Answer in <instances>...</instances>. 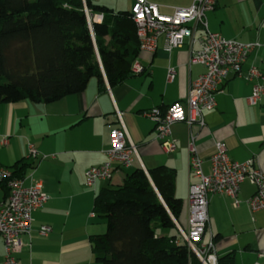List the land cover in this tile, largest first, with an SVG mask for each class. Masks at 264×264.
Wrapping results in <instances>:
<instances>
[{"label":"crops","instance_id":"0c3cea01","mask_svg":"<svg viewBox=\"0 0 264 264\" xmlns=\"http://www.w3.org/2000/svg\"><path fill=\"white\" fill-rule=\"evenodd\" d=\"M147 1L160 6L167 15L173 7L187 8L192 3V0ZM94 2L100 4L101 0ZM252 2L256 4L252 6ZM205 15L209 32L242 44L256 43L259 47L247 57L240 76H229L223 82L221 91L214 96L215 108L203 113L204 127L188 128L183 123L171 127L176 145L171 153L160 150L154 138L155 125L142 113L184 102L188 84L205 72L202 65L190 64L191 51L199 47L190 39L167 53L164 37L158 38L154 52L140 51L134 60L144 68L143 74H132L118 87L109 88L104 80L105 86L100 88L91 80L82 93L51 104L27 101L0 104V139L8 137L6 145L0 144V168H10L17 160L33 163L35 167L27 170L24 185L41 181L48 197L33 212L29 234L20 236L21 246L15 253L17 264H95L89 237L103 234L106 226L93 213L94 197L110 188L113 181L120 183L126 173L137 167L145 173L158 166L175 171V195L183 204L175 222L186 228L189 132L195 135L205 174L210 173L209 159L216 141L225 143L231 160L238 163L252 160L254 167L264 172V94L256 104H248L254 82L246 79L252 67L264 78V1L216 0L214 10ZM98 18L96 15L95 19L101 21ZM194 33L195 38L203 37L199 29ZM169 69L174 70L171 81L167 79ZM260 82L264 85V80ZM117 112L138 157L132 167L114 172L111 180H99L87 188L84 173L106 161L109 131L119 126ZM30 147L46 158L36 163ZM253 192L248 182L240 185L237 207L224 195L208 199L203 242L216 236L213 245L217 258L231 254V264H264V210L251 213L245 204ZM5 197L0 187V201ZM42 227H49L50 231L42 235ZM3 257L4 244L0 239V264Z\"/></svg>","mask_w":264,"mask_h":264},{"label":"trees","instance_id":"16d2710c","mask_svg":"<svg viewBox=\"0 0 264 264\" xmlns=\"http://www.w3.org/2000/svg\"><path fill=\"white\" fill-rule=\"evenodd\" d=\"M139 52L128 11L94 0H0V104H51L82 93L91 80L118 87ZM34 167L17 160L8 169L24 178ZM175 177L164 166L147 173L137 167L96 194L93 213L106 229L89 237L95 264H201L175 227L183 206ZM0 187L7 197L6 183ZM232 260L227 254L217 264Z\"/></svg>","mask_w":264,"mask_h":264},{"label":"built area","instance_id":"2783aa9c","mask_svg":"<svg viewBox=\"0 0 264 264\" xmlns=\"http://www.w3.org/2000/svg\"><path fill=\"white\" fill-rule=\"evenodd\" d=\"M216 0H192L187 8L173 7L171 14L161 12L160 6L147 0H133L130 16L135 25L140 51L154 52L157 40L164 37V49L167 53L182 47L186 39L197 43V50L191 51L190 64H199L205 72L188 85L184 102H175L168 107L151 108L142 113L155 125V140L160 150L171 153L176 149L171 137V127L183 123L188 128L197 125L204 127L203 113L215 108V95L221 91L223 82L229 76H240L241 68L249 54L259 44H242L228 40L217 33L209 32L206 13L213 11ZM87 13V12H86ZM89 19V18H88ZM99 20L102 16L99 15ZM200 30L201 38H195L194 32ZM144 68L133 60L131 74H143ZM174 78V70L169 69L167 79ZM246 79L253 81L248 104L253 105L264 94V78L255 67L249 68ZM119 126L109 131L110 148L105 152L106 161L96 167L88 168L84 173V185L92 187L99 180H111L114 172L132 167L137 158L136 146L128 139L122 126L121 114L117 112ZM8 143V137L2 136L1 145ZM188 166L190 182L187 195V225L181 228L175 222L179 240L184 241L188 251L192 252L201 264H217L212 237L203 242L208 224L207 205L209 197L224 195L233 200V206L240 204L238 199L240 185L248 182L254 188L253 194L245 201L251 213L264 210V172L253 165L252 160L238 163L227 154L225 143L216 141L214 153L209 159L210 173L203 172V160L195 146V135L189 132ZM31 157L45 159L30 147ZM24 178H15L8 168H0V183H6L9 194L0 201V239L4 244V257L1 264H17L15 253L20 249V236L29 234L32 215L41 208L48 197L44 194L41 181H31L24 185ZM49 227H42L40 233L46 235Z\"/></svg>","mask_w":264,"mask_h":264},{"label":"rangeland","instance_id":"374dc122","mask_svg":"<svg viewBox=\"0 0 264 264\" xmlns=\"http://www.w3.org/2000/svg\"><path fill=\"white\" fill-rule=\"evenodd\" d=\"M132 1L133 0H101L100 4H101V6L106 5L107 7L113 9L114 12H119V11L130 12V9L132 6ZM258 1H261V0H258ZM254 4H256V2L251 3L252 6H254ZM41 159H42V157L41 158H35L34 160L36 163H38ZM116 183H119V182L113 181L111 186H110V189L115 188L118 185Z\"/></svg>","mask_w":264,"mask_h":264}]
</instances>
